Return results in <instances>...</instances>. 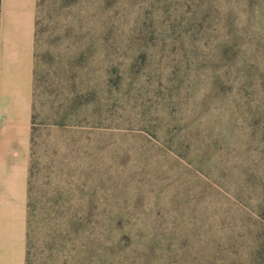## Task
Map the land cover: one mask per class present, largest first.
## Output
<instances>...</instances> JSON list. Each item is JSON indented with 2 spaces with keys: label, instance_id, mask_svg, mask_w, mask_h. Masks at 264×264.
<instances>
[{
  "label": "rangeland",
  "instance_id": "374dc122",
  "mask_svg": "<svg viewBox=\"0 0 264 264\" xmlns=\"http://www.w3.org/2000/svg\"><path fill=\"white\" fill-rule=\"evenodd\" d=\"M40 23L64 264H264V0H41Z\"/></svg>",
  "mask_w": 264,
  "mask_h": 264
},
{
  "label": "crops",
  "instance_id": "0c3cea01",
  "mask_svg": "<svg viewBox=\"0 0 264 264\" xmlns=\"http://www.w3.org/2000/svg\"><path fill=\"white\" fill-rule=\"evenodd\" d=\"M40 7L41 0H2L1 5L0 264L65 263L61 227L71 187L63 176V138L51 139L49 151L47 129L52 136L62 133L70 113L63 106L48 107ZM49 154L59 159L54 167L61 170L52 180Z\"/></svg>",
  "mask_w": 264,
  "mask_h": 264
},
{
  "label": "trees",
  "instance_id": "16d2710c",
  "mask_svg": "<svg viewBox=\"0 0 264 264\" xmlns=\"http://www.w3.org/2000/svg\"><path fill=\"white\" fill-rule=\"evenodd\" d=\"M1 5H2V0H0V14H1Z\"/></svg>",
  "mask_w": 264,
  "mask_h": 264
}]
</instances>
